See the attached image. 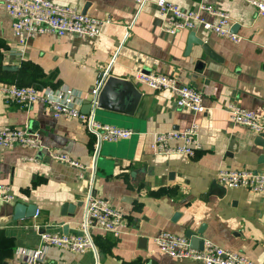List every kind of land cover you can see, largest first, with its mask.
<instances>
[{
  "label": "crops",
  "instance_id": "obj_1",
  "mask_svg": "<svg viewBox=\"0 0 264 264\" xmlns=\"http://www.w3.org/2000/svg\"><path fill=\"white\" fill-rule=\"evenodd\" d=\"M52 1L85 9L92 17L108 13L111 22L96 38L37 35L21 56L11 18L0 4V81L70 87L81 95V109L103 71L130 79L139 91L131 113L127 107L133 105V95L121 99L117 112L97 111L90 100V112L101 123L132 129L133 135L98 145L78 119L55 118L40 103L9 104L0 93V128L27 127L43 145V150L0 147V183L15 197L12 203L0 201V264H21L18 249L38 246L34 224L49 232L79 233L90 185L96 196L123 212L127 225L118 235L91 228L95 251L75 253L49 246L46 264H203L163 254L152 241L161 231L183 235L186 227L196 230L202 224L203 239L264 264V194L226 188L216 180L221 169L264 170V146L254 143L258 133L234 123L227 111L228 104L251 111L264 105V14L242 0H168L185 10L205 2L229 13L238 25L234 33L239 41L203 26L194 30L220 57L215 60L195 44L186 53L190 30L163 32L156 0H149L139 13L133 0ZM138 72L177 77L200 91L205 110L177 107L169 91L135 79ZM193 122L201 144L193 156L153 152L155 133L182 130ZM47 149L68 155L82 167L51 158ZM17 202L34 204L38 215L13 219ZM67 203L75 205L72 214L62 213ZM176 212L180 216L173 221ZM141 237L146 239L143 246Z\"/></svg>",
  "mask_w": 264,
  "mask_h": 264
},
{
  "label": "built area",
  "instance_id": "obj_2",
  "mask_svg": "<svg viewBox=\"0 0 264 264\" xmlns=\"http://www.w3.org/2000/svg\"><path fill=\"white\" fill-rule=\"evenodd\" d=\"M137 3L139 13L149 0H133ZM253 6L260 15L264 14V0H242ZM160 13L163 15L162 30L173 35L180 30H195L198 26L218 35L239 41L240 36L231 31L233 22L229 13L209 3L200 2L192 9H182L179 5L168 0H156ZM0 4L11 18L13 35L21 47V56L25 53L30 39L41 34H73L82 38H96L103 25L111 22L108 13L101 18L81 13L71 5L59 4L52 0H0ZM107 77L103 71L95 80L89 91V99L94 105L97 95ZM135 79L145 82L150 88L158 91H169L174 95L176 106L203 112V97L194 87L181 83L177 77L162 72H138ZM0 93L5 102L29 107L34 103L47 106L55 118H76L81 121L99 142H117L131 138L133 130L109 123H101L91 111L81 112V95L74 89L62 86L18 85L16 82L0 81ZM227 111L234 123L241 124L254 132L264 131V105L260 111H251L237 104H228ZM198 125L193 122L182 130H170L154 134L151 149L160 154H183L193 156L201 147L198 139ZM177 140L180 143L172 145ZM15 146L30 147L43 150V145L37 133L27 127L4 126L0 128V147L13 148ZM47 154L53 159L66 162L74 167L82 165L68 155L47 149ZM216 180L226 188H244L251 192L264 194V170H229L221 169L217 172ZM0 201L12 203L14 195L8 185L0 183ZM38 215L35 211L34 216ZM127 225L123 212L113 206L107 199L96 196L91 185L83 198V216L80 222V232L63 234L42 230L40 224L33 228L39 235V244L33 249H18L22 255L21 264H46V249L54 246L75 253H83L90 249L95 251L91 236V228H98L105 232L118 235ZM158 251L177 259H190L203 264H254L235 251L224 249L203 239L202 248L190 246L189 239L184 235H176L161 231L152 239Z\"/></svg>",
  "mask_w": 264,
  "mask_h": 264
},
{
  "label": "water",
  "instance_id": "obj_3",
  "mask_svg": "<svg viewBox=\"0 0 264 264\" xmlns=\"http://www.w3.org/2000/svg\"><path fill=\"white\" fill-rule=\"evenodd\" d=\"M81 13L85 14L86 10L83 9ZM237 24H233L231 26V31L234 32L237 28ZM195 44L200 46L201 51L204 55L215 59L220 60V57L217 55V53L214 52V50L209 46L207 42L202 40L196 35V32L194 30H191L188 34L187 38V47H186V53L189 52L191 49V46ZM8 69H17V66H7ZM133 95L134 103L129 109V112L135 108V103L137 99L139 98V91L137 90L135 84L130 79L126 78H119L113 75H109L106 77L103 86L101 87L98 95L96 103L93 105L94 109L97 111L104 110V111H110V112H117L118 109L121 107V99L123 97H130ZM92 108V104L90 103V100L85 99L83 101V106L81 107V112L87 114L90 112ZM100 141L98 142V145H100ZM254 143L256 145H259L261 147L264 146V131L259 132L257 136L255 137ZM233 145V144H232ZM229 151H234L232 147H229ZM96 158L94 159V167L96 166ZM75 205L67 203L64 204L62 207V213L69 212L72 214L73 209ZM36 211V206L34 204H28L25 205L21 202H17L13 207V219H22L25 217H33ZM180 216V213H174L173 221H176L177 218ZM203 228L204 225L202 224L199 228L196 230L191 229L189 226L186 227V229L183 232V235L189 239L190 246L193 248H202L203 245ZM145 238L141 237L139 239V243L143 246L145 242Z\"/></svg>",
  "mask_w": 264,
  "mask_h": 264
},
{
  "label": "trees",
  "instance_id": "obj_4",
  "mask_svg": "<svg viewBox=\"0 0 264 264\" xmlns=\"http://www.w3.org/2000/svg\"><path fill=\"white\" fill-rule=\"evenodd\" d=\"M18 85H30V84H34V85H38V86H44V85H42V84H37V83H28V84H25V83H22V82H17V81H15Z\"/></svg>",
  "mask_w": 264,
  "mask_h": 264
}]
</instances>
